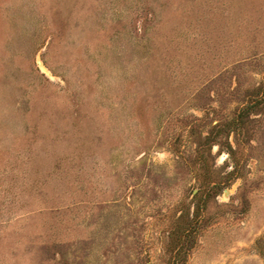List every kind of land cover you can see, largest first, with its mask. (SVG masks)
<instances>
[{
  "label": "rangeland",
  "instance_id": "rangeland-1",
  "mask_svg": "<svg viewBox=\"0 0 264 264\" xmlns=\"http://www.w3.org/2000/svg\"><path fill=\"white\" fill-rule=\"evenodd\" d=\"M0 264H264V0H0Z\"/></svg>",
  "mask_w": 264,
  "mask_h": 264
}]
</instances>
